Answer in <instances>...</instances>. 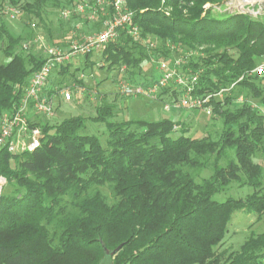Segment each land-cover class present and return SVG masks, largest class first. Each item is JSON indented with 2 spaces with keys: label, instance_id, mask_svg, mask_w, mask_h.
<instances>
[{
  "label": "trees",
  "instance_id": "16d2710c",
  "mask_svg": "<svg viewBox=\"0 0 264 264\" xmlns=\"http://www.w3.org/2000/svg\"><path fill=\"white\" fill-rule=\"evenodd\" d=\"M48 1L8 0L43 23ZM225 1L125 0L140 37L121 30L102 51L108 68L125 65L126 79L137 83L149 56L173 59L205 46L182 68L200 71L195 95L235 83L231 96L211 101L222 118L220 136L185 135V125L168 118L113 121L112 105L105 102L88 118L105 124V145L79 133L85 117L39 121L43 136L37 149L0 154V174L12 187L0 196V264H99L107 254L110 264H264V228L237 250L217 251L235 211L264 215V116L246 102L233 103L242 93L264 107V71H253L264 62V20L218 10ZM4 14L0 0V50L7 58L0 63V115L18 102L44 61L32 50L21 52L23 37L10 31ZM47 36L53 44H67L51 27ZM150 38L162 42L151 55ZM257 151L262 162L254 160ZM208 168L209 176L197 181ZM232 183L252 191L214 199ZM104 185L112 202L97 188Z\"/></svg>",
  "mask_w": 264,
  "mask_h": 264
},
{
  "label": "rangeland",
  "instance_id": "374dc122",
  "mask_svg": "<svg viewBox=\"0 0 264 264\" xmlns=\"http://www.w3.org/2000/svg\"><path fill=\"white\" fill-rule=\"evenodd\" d=\"M20 4L24 0H19ZM49 0L43 8V17L44 23L32 15L27 16L25 12L21 11L20 14L13 19L9 17V13L6 12V9L9 5H13L4 0V16L7 19L9 29L16 34H21L23 39L22 43L28 45L27 49H22V53H27L32 50L37 56L43 57L42 45L43 40L46 46H63L53 44L52 41L47 36V28L51 27L52 34L54 37H61L68 44L69 39L74 38V32L79 34H92L97 32L100 29V24L92 23L88 21L85 14H74L77 15L73 17L78 20L72 24V19L69 18L64 20L60 16L62 8L69 5L70 1L66 0ZM226 3V4H225ZM227 5V6H225ZM206 6H209L206 5ZM242 6L244 7L245 12H248L247 7H255V11L258 9L262 14L255 15V17H262L264 20V0H226L222 6L223 12H228L229 10L242 11ZM227 7V8H225ZM226 9V10H225ZM235 11V12H236ZM254 15V14H253ZM79 24L80 28L77 30L76 25ZM73 28H71V27ZM42 38V42L41 39ZM156 38H150L149 42L146 45L148 52H153V48L161 45L160 40H155ZM56 41V40H55ZM66 44V45H67ZM63 46V47H66ZM31 47V48H29ZM148 47H153L148 49ZM169 47H176L175 45H170ZM206 47L203 45H198L194 47L192 56L195 57L198 54H203ZM189 52V51H186ZM24 53V54H25ZM178 56H181L178 55ZM186 56V59L188 57ZM155 58L153 55L149 56L148 60H144L141 63V71L135 77L137 83H141L143 79L153 80L158 77V71L155 68V64L151 62V58ZM7 60L4 53L0 50V63H3ZM57 71V70H56ZM53 71L48 80V88H57L59 85L75 83L79 86L78 77L80 74L86 76L87 88H96L99 92H114L116 90V83L120 76L122 75L119 71V67L112 66L108 68L107 62L104 60L101 51H94L90 54L88 61L84 57H80L74 60L69 64L67 70L64 73L59 71ZM124 77L127 78L128 72H122ZM125 78V79H126ZM72 98L70 101L64 100L63 96H57L54 98L53 109H54V118L52 121H49L50 124H56L61 120L71 117V116H82L89 118L92 115L96 114V106L91 103L88 96L89 93L81 94L78 92L75 87L71 88ZM246 97L244 94H240ZM117 97V109L114 111V114L117 116H112L110 120L121 122V121H135V120H145V121H156L162 118H171L177 119L176 122L179 124H184L188 129L185 135H190L194 137H205L209 136L212 139H217L220 136L222 129V118L219 116L206 115L200 109H171L170 111H165L163 109V102L169 101L170 93L161 94V100H149L147 98H125L119 95ZM95 114V115H94ZM133 129H136L135 124L132 125ZM140 129V128H139ZM80 134H91L97 136L101 143L105 145V140L107 137V131L105 124L103 122H92L89 119L86 121L85 126L80 129ZM178 133H176L177 135ZM229 157H232V154H228ZM254 160L256 162H262V156L260 152L255 153ZM222 163L225 162V159L221 160ZM211 173V169H206L195 176L197 181H200L202 177H207ZM264 180V174H263ZM102 194L108 199L109 202L113 201L112 193L110 188L107 185L97 187ZM12 190L10 184H5L3 187V193H8ZM252 191V188L248 185L239 186L237 183H232L226 190L216 193L214 199L218 201H223L227 197L240 198L245 197ZM264 228V215L258 217L254 212H248L245 210H237L232 214L231 220L227 225L226 234L217 247V251H225L229 253L230 251L237 250L239 246L244 242V240L251 233H259ZM99 264H110V257L105 255L99 262Z\"/></svg>",
  "mask_w": 264,
  "mask_h": 264
},
{
  "label": "built area",
  "instance_id": "2783aa9c",
  "mask_svg": "<svg viewBox=\"0 0 264 264\" xmlns=\"http://www.w3.org/2000/svg\"><path fill=\"white\" fill-rule=\"evenodd\" d=\"M254 8L247 7L248 12L243 11V6L242 11L227 10L228 12L246 13L252 17L262 14L260 10L255 11ZM217 9L221 10L222 7H217ZM6 12L9 13L11 19L20 14L18 6L14 5H9ZM74 14H85L88 21L100 24V29L95 33L82 35H77L75 31L74 38L69 39L66 47L46 46L43 40L42 45L44 47H41L43 63L30 75L26 88L18 102L0 115V154L3 150L10 154H19L25 151L32 152L41 145L43 134L40 125L37 123L39 121H52L55 115L53 109L55 97L62 95L64 100L70 101L73 94L72 87H75L81 94H98L96 91L87 88V79L84 74H80L78 77L82 81L79 86L75 83L66 85L64 83L54 88L53 93L49 94L47 83L53 71H59L63 66L71 64L74 60L84 57L88 53L102 52L110 42L118 37L121 30H124L134 39L140 37V28L132 21L133 11L126 6L125 0H71L69 5L62 8L60 16L62 19L67 20ZM79 26V24L76 25L77 30L80 28ZM40 40L42 42V38ZM22 48L27 49L28 45L24 43ZM152 48L148 47V49ZM185 55L192 56V52H187L184 56H176L173 59L152 57L150 60L155 64L158 77L146 85L131 83L125 79L126 77L122 72H126V66H120L119 71L122 75L116 83L114 94L125 98L141 97L149 100H161V92L166 89L171 98L169 101L163 102L165 111L171 109H200L206 115H213L214 110L211 101L213 99L222 101L225 96H231L235 83L214 92L195 95L193 93L194 87L198 81L200 71L182 68L188 59ZM253 71L259 75L262 74L264 62L260 63ZM244 102L264 116V107L253 100L242 95L233 99V103ZM5 184L6 179L0 174V196Z\"/></svg>",
  "mask_w": 264,
  "mask_h": 264
},
{
  "label": "crops",
  "instance_id": "0c3cea01",
  "mask_svg": "<svg viewBox=\"0 0 264 264\" xmlns=\"http://www.w3.org/2000/svg\"><path fill=\"white\" fill-rule=\"evenodd\" d=\"M48 86L49 85H47V89H48ZM89 89L90 90H94V91H96L98 93L97 95L90 94L88 96V98L91 101V103H93L95 106H97L99 104H102L104 102L112 105V116L114 117V115H115V117H116L117 114H114V111H116V109L118 107H117V97L114 94L115 90H114V92H110V91L109 92H99L97 90V87L93 88V89L92 88H89ZM91 117H93V115ZM168 119H171V118H168ZM171 120H173L175 122L177 121V119H171Z\"/></svg>",
  "mask_w": 264,
  "mask_h": 264
},
{
  "label": "water",
  "instance_id": "95a60500",
  "mask_svg": "<svg viewBox=\"0 0 264 264\" xmlns=\"http://www.w3.org/2000/svg\"><path fill=\"white\" fill-rule=\"evenodd\" d=\"M120 247H117V249L116 250H118Z\"/></svg>",
  "mask_w": 264,
  "mask_h": 264
}]
</instances>
